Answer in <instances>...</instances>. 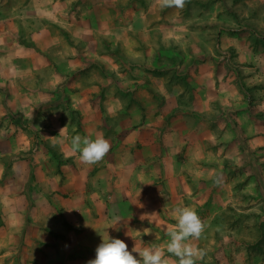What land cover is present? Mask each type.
Segmentation results:
<instances>
[{
	"label": "rangeland",
	"instance_id": "374dc122",
	"mask_svg": "<svg viewBox=\"0 0 264 264\" xmlns=\"http://www.w3.org/2000/svg\"><path fill=\"white\" fill-rule=\"evenodd\" d=\"M2 36L12 52L34 42L58 96L31 101L33 124L13 125L0 264H87L108 226L129 251L153 243L171 257L166 228L181 205L204 223L189 240L205 252L196 264H264V0H0ZM140 127L143 144L124 142ZM77 134H102L110 150L84 164ZM136 165L131 181L114 172ZM79 170L101 173L97 197Z\"/></svg>",
	"mask_w": 264,
	"mask_h": 264
},
{
	"label": "crops",
	"instance_id": "0c3cea01",
	"mask_svg": "<svg viewBox=\"0 0 264 264\" xmlns=\"http://www.w3.org/2000/svg\"><path fill=\"white\" fill-rule=\"evenodd\" d=\"M2 38L4 40L2 39L0 43H4L8 47H0V180L3 178V173L7 171V165H11L13 163L16 165L18 160L17 158H19L17 156V153H19V151H16V147L14 148L15 145L12 144L14 138L11 134L16 131L13 128V125L17 122H20V124H24V122L33 124L34 118L38 114L36 109L35 113L30 110L32 108L30 105L31 101L35 102V106H39L41 105L42 101H51L52 99H54V97L58 96L57 89L53 88L58 84L57 78L53 80V78L55 77V73H53L55 72V69L53 70L51 62H49L46 56L38 50L37 46L35 44H32L34 42L26 44V47L16 49L15 51H13V53L10 49H12L14 45H16L15 41L13 43L12 41H8L7 38L3 36ZM8 52L11 53L7 54ZM146 129L147 127H140L138 130H135L132 133L127 132L123 136L124 142L126 141L132 145L133 143L143 144L145 141ZM20 141V146L21 144L26 143L24 140ZM27 143L30 142L27 141ZM21 147L18 146V149H21ZM60 148H62V151L64 152V148ZM74 154L76 155L77 153L72 152V155ZM65 156H67V154H65ZM35 161L38 160H34L33 165H35ZM139 161L141 162V160H138V164L140 163ZM135 167L136 171L134 170V167L127 166L126 168H124V170L115 169L114 172L118 176L124 175L126 177H129L128 179L131 181L136 179L139 175L137 165ZM114 168H116L115 165ZM30 170L34 172V169L31 167L27 170V172H29ZM123 171L125 172L124 174H122ZM9 172L10 174H12L11 171ZM76 174V177L78 176L84 182L90 181V198L97 197L99 190H103L104 182L100 181L101 173L98 175L96 174L95 177H92V175L88 176L87 174H82V172L79 170L78 172L76 171ZM38 179L39 181H43L42 179L40 180V178ZM32 180L33 175L31 180L29 178L28 185ZM120 181L121 179H114L115 183H118ZM34 185L35 184H33V186ZM27 190L29 191V188H27ZM82 193H88L86 185ZM94 210L95 209L92 210L90 209V207H87L85 208L83 213L85 216H92ZM126 210L129 211V208L127 207ZM126 210L124 208L121 211V220L126 221L125 219L128 218V213L126 212ZM105 211L106 210L104 209L102 212ZM144 213L146 218V211H144ZM171 229L172 228H166V230ZM104 231L106 232V234H109V236L112 237V234L109 233V231H111L109 226L104 228Z\"/></svg>",
	"mask_w": 264,
	"mask_h": 264
},
{
	"label": "clouds",
	"instance_id": "9594fccd",
	"mask_svg": "<svg viewBox=\"0 0 264 264\" xmlns=\"http://www.w3.org/2000/svg\"><path fill=\"white\" fill-rule=\"evenodd\" d=\"M184 3L185 0H162V7L183 8ZM70 144L71 150L79 153V158L84 164L99 162L110 150V143L102 134L96 135L95 138L77 134L71 138ZM214 182L219 184L220 178L216 177ZM174 211L177 223L167 232L169 239L166 251L171 254V257L177 258L175 264H196V260L202 259L205 252L191 245L189 240L200 237L204 230V223L192 207L181 205ZM135 231L141 233L139 230ZM150 232V228L143 229L144 235ZM95 253V257L89 259L87 264H169L171 259L166 256L165 250L160 245L148 243L142 249H137L135 244L129 251L122 239L110 237L109 234L102 237Z\"/></svg>",
	"mask_w": 264,
	"mask_h": 264
}]
</instances>
